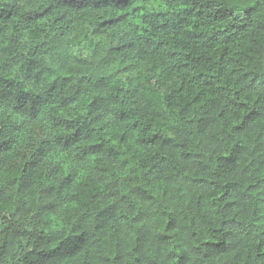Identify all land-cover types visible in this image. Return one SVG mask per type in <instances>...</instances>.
I'll return each mask as SVG.
<instances>
[{"label":"trees","instance_id":"16d2710c","mask_svg":"<svg viewBox=\"0 0 264 264\" xmlns=\"http://www.w3.org/2000/svg\"><path fill=\"white\" fill-rule=\"evenodd\" d=\"M261 12L0 0V264H264Z\"/></svg>","mask_w":264,"mask_h":264},{"label":"clouds","instance_id":"9594fccd","mask_svg":"<svg viewBox=\"0 0 264 264\" xmlns=\"http://www.w3.org/2000/svg\"><path fill=\"white\" fill-rule=\"evenodd\" d=\"M254 2H255V0H247V4L248 5H252V4H254ZM258 15H264V12H261V13H258ZM225 26V25H224ZM233 124L234 123H237V121H233L232 122ZM229 127H231V124L229 125ZM204 240H206L207 239V237H204L203 238ZM203 242V240H194L193 242H192V244H193V246H199V244L200 243H202ZM182 247H184V248H186V247H188V245H183ZM177 253H179L180 251H181V249L180 248H176V249H174ZM176 259H178V257H174L173 258V262H172V264H175V260Z\"/></svg>","mask_w":264,"mask_h":264}]
</instances>
